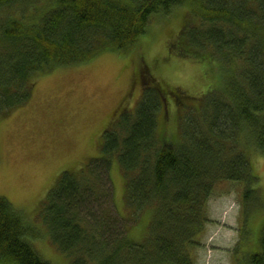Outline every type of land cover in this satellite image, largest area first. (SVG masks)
I'll use <instances>...</instances> for the list:
<instances>
[{
	"label": "trees",
	"instance_id": "trees-1",
	"mask_svg": "<svg viewBox=\"0 0 264 264\" xmlns=\"http://www.w3.org/2000/svg\"><path fill=\"white\" fill-rule=\"evenodd\" d=\"M182 4L200 21L194 30L186 29L188 45L199 50L192 53L208 51L246 67L232 71L223 85L227 106L214 103L213 112L201 101L199 110L184 112L175 141L164 142L156 131L164 93L157 84L145 87L129 123L113 121L102 132L100 153L78 171L58 175L39 206L69 264H194L193 248L215 185L242 182L245 210L257 201L256 176L237 147L246 134L264 154V38L256 37L258 29L264 33V0H0V114L29 99L35 75L86 62L108 46L126 53L155 14ZM255 19L261 28L252 26ZM111 155L117 156L124 180L128 218L143 209L150 213L143 239H130L125 226L117 228L108 219L106 208L98 211L112 203L106 187ZM30 233L20 213L0 196V263L51 264L33 249ZM255 245L240 255L237 246L236 264H264V217Z\"/></svg>",
	"mask_w": 264,
	"mask_h": 264
},
{
	"label": "rangeland",
	"instance_id": "rangeland-1",
	"mask_svg": "<svg viewBox=\"0 0 264 264\" xmlns=\"http://www.w3.org/2000/svg\"><path fill=\"white\" fill-rule=\"evenodd\" d=\"M190 8L182 4L155 14L134 48L126 53L108 46L86 62L56 66L35 75L29 99L0 114V196L20 213L30 227L31 246L51 264H69L70 256L50 237L40 202L62 171H78L84 160L100 153L101 134L121 108L113 120L116 126L133 118L145 87L160 85L166 100L156 114V131L166 142L179 138L178 124L184 112L199 110L201 101H205L203 106L211 105L213 112L214 103L228 105L220 93L223 85L232 79V71H241L246 63L230 61L229 57L219 59L208 51L192 53L199 50L188 45L186 29L200 21ZM252 26L261 28L262 24L255 19ZM256 37L262 41L264 33L258 29ZM234 78L237 80L238 74L234 73ZM173 93L183 97L178 101ZM238 145L256 176L252 187L256 188L257 201L245 210L242 182L217 183L205 204L207 221L196 238L199 245L193 248L194 264H236L233 251L237 246L238 255L256 248L264 217V154L246 134ZM109 160L111 182L106 187L112 192V203L108 207L103 203L98 211L106 208L108 219L114 220L117 228L125 226L130 239H143L150 213L143 209L128 218L117 156L111 155Z\"/></svg>",
	"mask_w": 264,
	"mask_h": 264
},
{
	"label": "flooded vegetation",
	"instance_id": "flooded-vegetation-1",
	"mask_svg": "<svg viewBox=\"0 0 264 264\" xmlns=\"http://www.w3.org/2000/svg\"><path fill=\"white\" fill-rule=\"evenodd\" d=\"M148 79H149V76H148ZM155 87L157 86V87H159L161 90H162V88L160 87V85H154ZM162 92H164L163 90H162ZM173 95L175 96V98L176 99H178V101H180L181 100V97H183L182 95H179V94H174L173 93ZM122 110V108L119 110V112ZM118 112V113H119ZM118 113L115 115V116H113L112 118H111V120H109V125H111V123L113 122V120L117 117V115H118Z\"/></svg>",
	"mask_w": 264,
	"mask_h": 264
}]
</instances>
